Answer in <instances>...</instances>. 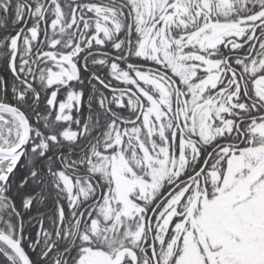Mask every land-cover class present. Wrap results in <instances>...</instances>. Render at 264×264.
Returning <instances> with one entry per match:
<instances>
[{
	"label": "snow or ice",
	"instance_id": "6c2138e0",
	"mask_svg": "<svg viewBox=\"0 0 264 264\" xmlns=\"http://www.w3.org/2000/svg\"><path fill=\"white\" fill-rule=\"evenodd\" d=\"M0 264H264V0H0Z\"/></svg>",
	"mask_w": 264,
	"mask_h": 264
}]
</instances>
